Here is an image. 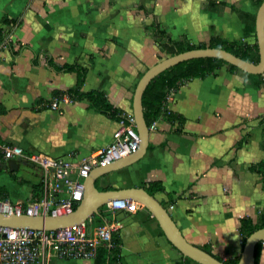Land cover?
Listing matches in <instances>:
<instances>
[{
    "label": "crops",
    "instance_id": "crops-1",
    "mask_svg": "<svg viewBox=\"0 0 264 264\" xmlns=\"http://www.w3.org/2000/svg\"><path fill=\"white\" fill-rule=\"evenodd\" d=\"M258 7L256 0H0V143L54 157H82L105 147L117 118L73 98L78 74L64 67L86 69L82 92H103L114 108L134 112L138 81L168 57L160 43L253 44ZM6 33L11 42L3 48ZM56 99L60 106L53 109ZM167 109L181 123L160 117L150 128L145 154L98 177L96 186L146 189L158 181L165 192L154 196L188 241L209 247L224 261L240 258L242 219L264 221V171L255 169L264 162V73L223 65L181 84ZM10 160L0 155V186L12 201L28 202L41 185V170L33 163L11 170ZM24 166L29 170L22 174ZM102 212L103 224L122 223L115 232L119 264L182 260L143 204L115 212L106 204ZM98 217L87 220L90 233L101 225ZM46 264H95V259ZM256 264H264V244Z\"/></svg>",
    "mask_w": 264,
    "mask_h": 264
},
{
    "label": "built area",
    "instance_id": "built-area-1",
    "mask_svg": "<svg viewBox=\"0 0 264 264\" xmlns=\"http://www.w3.org/2000/svg\"><path fill=\"white\" fill-rule=\"evenodd\" d=\"M10 34L6 33L3 48L11 42ZM175 90L172 88L167 94L164 100L166 108ZM59 106V100L51 102L53 109ZM156 124V121L153 122L150 128L155 129ZM140 141L134 112H123L112 141L87 156L54 157L39 151L27 153L20 145L0 143V155L5 159L26 160L41 170L39 197L28 202H14L0 195V212L30 216H57L73 212L84 198L85 180L91 171L137 151ZM140 206V202L130 198L114 199L107 203L110 212L120 209L136 211ZM121 227L122 223L116 219L97 226L93 233L89 232L87 221L55 230L0 225V264H46L52 259H95L99 247L110 244L112 234Z\"/></svg>",
    "mask_w": 264,
    "mask_h": 264
},
{
    "label": "water",
    "instance_id": "water-1",
    "mask_svg": "<svg viewBox=\"0 0 264 264\" xmlns=\"http://www.w3.org/2000/svg\"><path fill=\"white\" fill-rule=\"evenodd\" d=\"M256 38L259 50V62L245 60L236 54L218 47L195 48L170 55L152 65L140 78L135 89L133 98V111L136 118V128L141 141L137 151L121 159L113 161L106 166L95 167L85 180V194L76 209L63 215H38L13 214L0 212V225L14 228L30 227L37 229L55 230L65 226L82 223L94 215H99L101 209L116 198H130L137 200L149 210L157 219L167 239L176 247L183 256L189 257L200 264H226L212 253L191 243L182 233L167 207L154 195L143 187H132L122 190L100 191L96 186L98 177L115 169L128 166L141 158L149 145L150 126L148 125L143 106V95L149 83L166 69L186 60L202 57L221 58L243 71L251 74L264 73V0L260 4L255 21ZM23 163L33 165L26 160H10L7 165L11 170L17 169ZM264 241V227L253 231L246 239L243 252L237 264H256V246Z\"/></svg>",
    "mask_w": 264,
    "mask_h": 264
},
{
    "label": "trees",
    "instance_id": "trees-1",
    "mask_svg": "<svg viewBox=\"0 0 264 264\" xmlns=\"http://www.w3.org/2000/svg\"><path fill=\"white\" fill-rule=\"evenodd\" d=\"M262 1L263 0H256V3L258 4V6H260ZM255 17L256 15H254L253 25H255ZM160 44L164 48L168 56L174 55V54H177L183 51L195 49V48H205V47L210 46V47H218V48L226 49L248 61L259 62V50H258L257 41L253 44H250V43L237 41V40L230 42V41L218 39L216 41L211 42L209 45L207 44L193 45V44H190L184 41H169V42H164ZM223 65H229L230 68L233 70H238V71L247 73L243 71L242 69L232 64H229L228 62H226L225 60L221 58L202 57V58H193L190 60L180 62L166 69L159 75H157L149 83L143 95L144 115H145V119L148 125L150 126L153 122L158 120L160 117H165L166 119L172 122L181 123L182 121L181 118L173 114L165 106L164 100L167 94L170 92L172 88L177 89L185 81L191 80L194 78H203L215 72L216 69L222 67ZM64 68L69 69V70H75L76 73L78 74V82L76 86L70 89V95L73 98L87 99L90 102V105L96 110L102 113L108 114L111 117L117 118V120L120 119L123 111L114 108L107 101V98L103 92H100V91L82 92L81 91V88L84 84V80H85L86 73H87L85 68H82L78 65L68 66V67L66 66ZM247 74H251V73H247ZM257 75H261V74H257ZM255 169L260 172L261 171L263 172L264 162L260 164L258 167H256ZM40 189L41 187L39 186L37 191L34 192L32 199L39 197ZM146 189L152 195H155L156 193H159V192H165L164 185L158 181L148 183L146 185ZM0 195L4 197H8L7 189L5 187L0 186ZM163 204L165 205V203ZM104 208L105 206L102 209ZM102 218H104L103 212L99 214V217H98V220L100 221L101 225L103 224V221L101 220ZM261 227H264V221L254 223L249 218L242 219L241 232L243 235V246L246 242L247 237L253 231ZM119 243H120L119 239L114 232L112 234L110 244L102 245L99 247L97 256L95 257V264H119L121 260ZM262 244H263V241H260L256 246V253H255L256 258L259 255ZM202 248L212 253L209 247H202ZM239 259L240 258L225 261V263L226 264H237L239 262ZM188 262H196V261H194L193 259L189 257H185L182 255V260L177 261L176 264H188Z\"/></svg>",
    "mask_w": 264,
    "mask_h": 264
},
{
    "label": "rangeland",
    "instance_id": "rangeland-1",
    "mask_svg": "<svg viewBox=\"0 0 264 264\" xmlns=\"http://www.w3.org/2000/svg\"><path fill=\"white\" fill-rule=\"evenodd\" d=\"M22 169H23V170L21 171L22 174H23V173H26V172H24V170H29L26 166H24Z\"/></svg>",
    "mask_w": 264,
    "mask_h": 264
}]
</instances>
